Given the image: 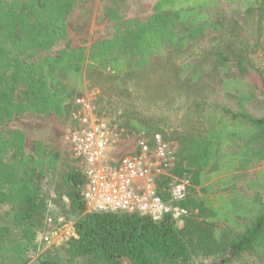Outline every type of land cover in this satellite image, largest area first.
Segmentation results:
<instances>
[{"label": "trees", "instance_id": "trees-1", "mask_svg": "<svg viewBox=\"0 0 264 264\" xmlns=\"http://www.w3.org/2000/svg\"><path fill=\"white\" fill-rule=\"evenodd\" d=\"M82 1L0 0V208L10 205L12 225L24 227L14 238L3 236L11 225H0V264L6 256L13 264L25 263L30 236L42 224L48 207L43 182L48 175L54 178L59 168L58 194L70 201L64 214L75 221L77 231L76 238L63 244L69 259L184 264L195 244L206 255L222 256V263L248 253L259 256L258 264H264V202L253 203L238 193L210 197L203 186L214 176L264 160V149L255 138L264 135V116L216 104V110L209 112L216 120L212 129L180 139L175 171L189 176L191 186L201 191L185 200L189 215L181 227L169 217L152 221L136 214L86 212L81 197L85 178L79 165L61 161L59 153L41 139L27 150L24 131L6 126L27 113L66 117L73 99L82 94L88 70L124 79L128 74L139 77L166 50H182L208 28L220 29V22L210 17L215 0H156L151 15L129 21L120 13L119 2L124 0H100L111 31L88 47L67 46L52 53L68 35V15ZM229 2L255 10L264 33V0ZM123 124L149 130L136 121L131 126ZM235 141L242 142L239 149L222 155V147ZM219 221L227 227L217 228ZM233 223L242 230L232 228Z\"/></svg>", "mask_w": 264, "mask_h": 264}, {"label": "rangeland", "instance_id": "rangeland-1", "mask_svg": "<svg viewBox=\"0 0 264 264\" xmlns=\"http://www.w3.org/2000/svg\"><path fill=\"white\" fill-rule=\"evenodd\" d=\"M155 1L119 2L123 20H142L148 17L153 12ZM215 1L210 7V17L220 22V29L215 31L208 28L199 39L191 41L182 50H166L157 56L155 64L139 77L128 74L124 79L99 71L93 73L91 70H88L84 77L81 96L89 98L99 110L114 113L122 123L131 126V123L136 121L145 124L149 130L161 131L176 147L177 166L182 145L180 139L212 129L216 120L209 112L216 110V104L234 111H247L255 117L264 116V33L258 25V13L229 0ZM104 11L105 3L100 0L78 2L68 15L67 37L53 47L52 53L67 46L88 47L110 32L111 26L106 21ZM245 93L252 96L247 98ZM6 126L18 127L24 131L27 150L31 149L36 139H41L45 145L59 153L61 161L71 164L70 160H73L78 164L70 156L64 142V135L69 126V114L63 118L53 114L27 113L14 118ZM255 138L258 146L264 149V135L260 133ZM241 143L235 141L223 146L222 155L224 152L238 150ZM217 156L216 154L212 158L214 171L218 168H215ZM59 174L60 168L54 178L48 175L43 182L48 194L45 215H65L64 212L70 207V201L64 195L58 194L56 179ZM203 186L208 188L207 194L210 197L220 193H238L241 197H248L253 203L259 200L264 202V160L248 169H236L214 176ZM194 193L200 195V187L191 186L189 195ZM9 212L10 205L1 206L0 225H11L9 233L5 231L3 236L10 234L15 238L24 227L13 226V216ZM42 225L43 221L36 228L35 234L30 236V250L25 263L22 264H44V261L46 264H104L86 258H67L63 245L67 241L51 247L39 246L37 236L42 230ZM222 225L227 227L219 221L217 228L221 229ZM231 227L241 229L235 223L231 224ZM30 230L31 228L29 232ZM191 247L190 260L184 264L262 262L257 255L242 253L229 262L222 263V256L206 255L204 250L195 244ZM11 259L6 256L4 264H13Z\"/></svg>", "mask_w": 264, "mask_h": 264}, {"label": "built area", "instance_id": "built-area-1", "mask_svg": "<svg viewBox=\"0 0 264 264\" xmlns=\"http://www.w3.org/2000/svg\"><path fill=\"white\" fill-rule=\"evenodd\" d=\"M64 142L85 178L86 212L169 217L183 225L191 182L175 171L176 147L161 131L128 127L80 95L72 101ZM76 237L74 220L47 213L37 242L51 247Z\"/></svg>", "mask_w": 264, "mask_h": 264}]
</instances>
